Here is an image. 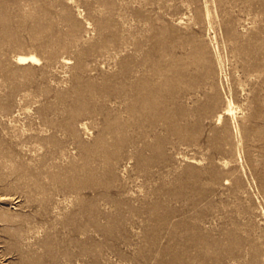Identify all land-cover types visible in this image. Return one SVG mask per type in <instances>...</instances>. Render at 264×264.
<instances>
[{
	"label": "rangeland",
	"instance_id": "374dc122",
	"mask_svg": "<svg viewBox=\"0 0 264 264\" xmlns=\"http://www.w3.org/2000/svg\"><path fill=\"white\" fill-rule=\"evenodd\" d=\"M0 264H264V0H0Z\"/></svg>",
	"mask_w": 264,
	"mask_h": 264
}]
</instances>
